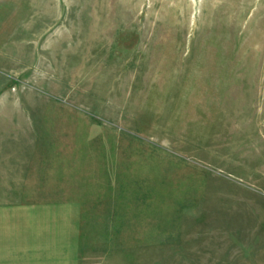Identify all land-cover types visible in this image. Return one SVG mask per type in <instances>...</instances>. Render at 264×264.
Returning a JSON list of instances; mask_svg holds the SVG:
<instances>
[{
  "label": "rangeland",
  "instance_id": "1",
  "mask_svg": "<svg viewBox=\"0 0 264 264\" xmlns=\"http://www.w3.org/2000/svg\"><path fill=\"white\" fill-rule=\"evenodd\" d=\"M1 169L79 264H264V0H0Z\"/></svg>",
  "mask_w": 264,
  "mask_h": 264
},
{
  "label": "crops",
  "instance_id": "2",
  "mask_svg": "<svg viewBox=\"0 0 264 264\" xmlns=\"http://www.w3.org/2000/svg\"><path fill=\"white\" fill-rule=\"evenodd\" d=\"M7 142L19 141L12 136L1 139V143ZM6 173L5 169L0 170V174ZM9 183L10 191L22 189L16 187L21 183ZM81 222L80 202L75 200L3 199L0 201V264H79Z\"/></svg>",
  "mask_w": 264,
  "mask_h": 264
}]
</instances>
